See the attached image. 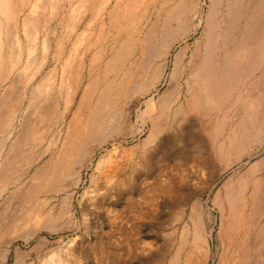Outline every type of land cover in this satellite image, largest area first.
Masks as SVG:
<instances>
[{"label":"bare ground","instance_id":"bare-ground-1","mask_svg":"<svg viewBox=\"0 0 264 264\" xmlns=\"http://www.w3.org/2000/svg\"><path fill=\"white\" fill-rule=\"evenodd\" d=\"M31 1L0 0V88L2 80L10 81V87L0 98V156L3 155L0 196L9 186H18L15 194L24 191L22 203L14 213V224L27 223L29 216L23 214L29 212L40 194L51 190L64 192L77 186L80 171L91 164L96 151L115 145L119 137L125 136L121 140L124 143L126 138L133 140L146 129L147 137L142 144L150 149L142 153L141 163L146 171L144 178L151 181L147 190L159 197L176 190L183 194L181 203H174L188 206L193 227L192 264H198L195 253L198 250L206 253V249L202 210L197 201L189 204V199L201 192L210 196L216 180L233 163L238 161V167L247 168L221 184V199L216 195L212 205L222 216L223 206L227 207L219 238L227 240L235 234L236 250L243 260L240 264L252 261L251 250L244 245H264V224L259 232L249 227L256 225L264 214V157H259L264 150V0H33L30 4ZM17 21L26 41L23 45L16 35ZM197 34L199 40L194 42L193 49H188V45L180 47ZM53 45V57L65 58L61 82L57 86V78L48 74L33 87L27 96L32 113L21 116L16 135L14 121L18 108L14 106L17 96L13 94L21 93L16 86L20 85V79L32 78L40 72L52 55ZM22 49L26 63L23 60V69L19 70L24 74L13 76ZM35 51L40 52V57L33 56ZM79 54L77 61L75 57ZM29 59L34 60L30 63ZM29 63H39V68L29 72ZM162 86L165 89L160 93ZM130 104H134L135 120L140 123L136 132L129 125L133 117L128 110ZM218 109L225 110V114L211 119V113ZM230 111L232 118L226 120ZM29 116H36L34 121H38H29ZM38 124L45 127L38 128ZM126 125H129L127 134L123 127ZM201 125L204 131L214 128L208 137L204 133L203 140L198 133L202 131ZM61 132L65 133L61 150H53L49 159L34 170L35 183L21 184L34 162L54 149ZM12 135L15 136L6 149L3 146ZM216 141L221 143L217 145ZM173 146L179 148L173 150ZM182 154H193V162L187 159L177 164L167 158L164 165L158 164L164 157L175 160ZM244 157L248 161L259 158L248 166L241 161ZM102 159L97 162L98 168ZM109 171L113 175L100 176L106 182V192L115 187L114 176L119 169L111 167ZM260 171L262 179L250 187L254 174ZM131 174L135 175V171ZM93 178L90 188L96 196L100 185ZM200 179L205 186L210 184L206 190L197 187ZM64 182L68 186L64 187ZM136 182H131V190H139ZM246 188L250 190L249 201L245 197ZM117 193L124 196L122 188ZM56 216L57 219L60 215ZM243 225L238 232L236 227ZM32 233L28 230L21 237L27 240ZM2 240L0 264L8 260L5 247L15 239ZM185 244L183 237L177 252L170 257V264H175Z\"/></svg>","mask_w":264,"mask_h":264},{"label":"rangeland","instance_id":"rangeland-1","mask_svg":"<svg viewBox=\"0 0 264 264\" xmlns=\"http://www.w3.org/2000/svg\"><path fill=\"white\" fill-rule=\"evenodd\" d=\"M32 3L33 0L30 2V4ZM202 9L204 13L206 10L205 7L203 6ZM144 11L147 12V8ZM67 15H63V16H67ZM22 16H23L22 13L19 14L18 20L19 19L21 20ZM64 20L65 19H63V21ZM19 21H17L18 31L16 32L17 33L16 35L18 38L21 37L20 41L23 45V43H25L26 41L24 40V35L20 30ZM64 26L65 25H63V27ZM58 34L59 33L57 32V35ZM199 34L189 38L186 41V43L181 44L180 47L182 48V46L185 47L188 45L187 46L188 49L190 48L193 49L194 48L193 46L195 45L194 42H197L199 40ZM178 48L179 47H176V49ZM68 50L69 48L66 46L65 52L67 53ZM22 51L23 49L21 50L20 53L21 57L19 58V61L20 60L21 61L20 63L18 62L17 65L14 67L13 76L17 75L20 77L22 74H24L22 73L24 72L22 71V69H23V60L24 63H26L24 59L26 58L25 57L26 55H24ZM50 52L52 53V55L49 56L47 63L39 70L40 72H37L36 76L34 75L35 77L33 76L32 78L29 79L28 78L20 79L22 80V81L19 80L18 82L20 85L17 84L16 86V87H20L17 89V91L18 90L21 91V93L19 92L20 94L19 93L16 94V91L13 94V97L15 95L17 96L14 106L17 105L18 108L16 112V119L14 121V126H15L14 132H16V135L19 129L18 121L21 120V116L25 115L26 113L28 114L32 113V110L29 107V100L27 99V96L29 95L30 91L33 90V87L35 85L37 86V83H39L41 78L48 74L51 78L53 75L55 76V78H57L55 82L57 86L60 84L59 82H61L60 76H61V72L64 69L61 65H63V61L65 58L64 56H59V60H58V57L57 58L53 57L54 45H53V49L51 47ZM35 54L38 55L40 54V52L35 51L33 56ZM79 56L81 55L79 54L76 55L75 57L77 58V61L80 60ZM38 57H40V55H38ZM29 60L31 63V61L33 62L34 59L32 60L29 59ZM84 61L87 60L83 59V62ZM32 64L28 65L29 72H31V70H33L34 72L36 71L37 68H39V63L36 64L32 63ZM20 67L22 68L21 71L19 70ZM53 70L54 73L52 72ZM81 70L82 69L80 68L79 69L80 73ZM9 82H10L9 80L1 81L0 98L4 94V91L10 87ZM164 89L165 87L162 86L159 92L162 93ZM60 100L62 102V99ZM228 109L230 108L228 107ZM128 110L130 111V114H133V117L131 116L130 118V124H129L130 127H132L133 132L139 131L140 123H138L135 120L134 104H130ZM143 110L144 108H142V111ZM219 111L220 109H218L217 112L214 111L213 113H211L210 118L215 119L217 117L222 116L223 113L225 112V110L224 111L221 110L220 112ZM232 114L233 111H230L227 114L226 120H230L232 118ZM29 117H30L29 121L31 122L34 121L36 118V116H29ZM68 118L70 119V116H68ZM68 118L66 122L69 121ZM41 120L45 121V119H41ZM205 120L207 119H204V121ZM36 121L38 120L36 119ZM36 121H34V123ZM223 121H225V117ZM44 125L38 124V126L36 127L44 128L45 127ZM129 125L123 126L126 130L125 134H127V130H129L128 127ZM202 129L203 128L201 125V130ZM212 130L214 132V128H210L208 131L202 130L199 131L198 133L203 140L205 134L206 137H208V135H210V132H212ZM144 131L142 133H138L139 136L137 135L133 140L130 138H126V141L124 143L122 141L125 136L119 137L115 145L112 146L109 144L100 151L98 152L96 151L95 154L93 155V160L91 164L90 163L87 164V166L85 168H82V170L80 171L81 176L77 186L69 187V188L67 187L68 189H64L65 190L64 192L61 190L59 191L54 190L55 192L54 191L52 192V190L51 192L46 191L45 194L46 196L44 194H40L34 201L35 203H33V205L29 208V212L27 211V213L23 214V216L26 217L29 216V219L26 221L27 223L25 225L14 224V219H13L14 213H16L18 207L22 203L23 196L21 194H23L22 192L24 191L21 190L20 191L21 193L15 194L13 192L18 188V186L16 187L9 186L6 189V191L0 196V244L3 243L2 238H4L5 241L8 239H15V240L8 247H5L7 251L6 257L8 258V260L6 259V261L3 264H17L18 262H19L18 264H43V263L112 264L113 261L115 264H151L152 262H153L152 264H159V263L170 264V260H171L170 257H172L174 253L177 252L178 243L181 241L183 237L186 240L185 250L177 254L175 259V264H192L193 258L191 257L192 251L190 253V250L192 249L191 240L193 235V227L189 222V210H187L188 206H185L184 204L176 205L174 203L176 201L181 203L182 198L184 197L183 194H181L179 190H176L173 193H161L159 197L158 193H152L147 190V186L148 184L151 183V181L148 180L147 178H144L143 174H146V171L144 172L145 169L141 163V158L144 153H147L150 147H143L142 143L147 137V130L145 129ZM14 136L15 135H12L11 138L5 142L6 144L3 147L7 149L10 146ZM46 136L48 137L49 135ZM64 137H65V133L61 132L59 138L57 139V143L54 149L50 150V152L45 153L42 158L34 162L33 166L27 171L26 176L21 179L20 181L21 184L35 183L32 182L35 181L33 179L34 170L37 167H40L44 162H46L47 159H49V156L53 152V150L54 152H59L61 150L62 141ZM220 143H221L220 141H216L217 145H219ZM203 144H206L207 146H211L209 142L208 143L203 142ZM5 148L2 151L3 153L6 151ZM172 148L173 150H177L179 146H173ZM101 157H103V159L101 165L98 168L97 162ZM259 157H264V156L260 155ZM167 158L170 159V161H175V163L177 164L179 163L182 164V162H184V160L187 159L188 161L190 160L191 162H193L194 159L193 154H189L188 156L186 155L184 156L182 154L175 157L176 158L175 160H173L171 157H164L163 160L158 161V164L164 165L166 162L165 159ZM258 158L254 157L252 158L253 160L251 159L250 161H248V159L244 157L243 159H241V161L244 162L245 164L248 163L249 166L257 162ZM1 161H3V155L0 156V164ZM238 164H239L238 161L233 163L223 172V174L220 176V179L218 178L219 180H216L214 184L215 187L213 188V192L210 194V196H207V193L205 192H201L200 195L195 196L194 198L192 197V199H189L190 200L189 204L197 201V203H199L200 209L202 210L201 229L204 235V241H205L204 247L206 249V253L205 252L201 253L200 250H198L195 253V258L198 260V264H220V262L222 264H240L243 261L239 259L240 255L237 252L235 246V239L237 238V236L234 234L232 238L226 240V238L220 239L218 235L221 231L220 224L222 225L221 222L222 217L227 215L226 213L227 207L223 206L222 211L224 215L222 216L221 211L218 210L217 207L212 205V200L216 195L218 200L221 199V195L223 194L221 190L222 189L221 184L225 182L228 178L232 180L233 177L240 175V172L242 173L247 169L245 168L242 170V168H244L245 166L241 168L238 167ZM111 167L112 168L115 167L116 169H119V173L116 176H114L115 178L113 177L114 182L116 181L115 187L110 188V191L106 192L104 189L106 188L105 187L106 182L103 181L102 180L103 177L100 176H104V175L109 176V174L113 175L109 171ZM134 171H135V175L131 174ZM167 172H169V170H167ZM122 174L124 175L122 176ZM92 177H94L93 178L94 182H97L100 185V190L97 192L96 196L93 195L92 188H90L91 181H93ZM134 177L136 178L134 179ZM130 178L132 181H130ZM26 179L28 180L25 182ZM253 179L261 180L262 171L254 174ZM125 180L127 182H124ZM135 180H137L136 183L139 188V190L136 191L133 189L131 190V184ZM257 182L258 181H253L252 184L249 183V186L252 187L253 184ZM192 183L194 184L196 183V181H193ZM66 184L67 183L64 184V187L68 186ZM193 184L191 185L192 187ZM204 184H205L204 181H201L200 179V181L197 182V187L200 188L201 190L204 189L206 190L207 186H209L210 184L209 185L207 184V186H205ZM119 187L122 188L124 192V196L122 197H120L117 193L120 189ZM262 193H263V189H261V194ZM249 194H250V190L249 188H246L245 197L248 201H249L248 198ZM20 195L21 197H19ZM64 196L65 199H63ZM123 198L125 199L123 200ZM60 202L62 203L60 204ZM140 208H144V209L140 210ZM54 209L59 213L61 210V214L57 213ZM56 213L60 216L57 217L58 215ZM55 216L57 217V219L55 218ZM260 217L264 218V214H262ZM52 218H54V221L52 220ZM50 219L53 221V223L52 221L50 222ZM262 220L263 219H259L258 223L254 226H251L249 224V227H255L256 232H259L261 230V226H263L264 224V220L263 221ZM47 223L49 224V227L45 226L48 225ZM233 224L236 223L234 222ZM16 225L18 226L11 228V226H16ZM50 226H54V228L57 226L58 228L52 230L53 228L52 227L50 228ZM241 228H244V225L242 227L239 226L236 227V230L238 229L237 231L239 232L241 231ZM28 230H31V232L33 233L30 238L25 240L21 237L22 236L21 234H24ZM244 246L246 248L248 247V249L251 250V253L249 254L252 256L253 259L252 261H248L247 264L248 263L264 264V245L258 246L257 244L254 245L245 244ZM3 248H4L3 245L0 246V249ZM127 248L129 249V251H126ZM15 255L16 256L18 255V261H15L16 259Z\"/></svg>","mask_w":264,"mask_h":264},{"label":"crops","instance_id":"crops-1","mask_svg":"<svg viewBox=\"0 0 264 264\" xmlns=\"http://www.w3.org/2000/svg\"><path fill=\"white\" fill-rule=\"evenodd\" d=\"M260 155H261V156H264V150L260 152L259 156H260ZM253 181H257V179L254 180V179L252 178L250 184H252ZM260 219H264V218H263V217H262V218L260 217Z\"/></svg>","mask_w":264,"mask_h":264}]
</instances>
